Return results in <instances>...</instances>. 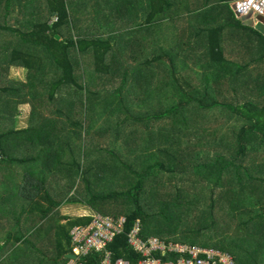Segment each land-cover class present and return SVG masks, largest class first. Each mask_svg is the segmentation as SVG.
I'll list each match as a JSON object with an SVG mask.
<instances>
[{"label":"trees","instance_id":"16d2710c","mask_svg":"<svg viewBox=\"0 0 264 264\" xmlns=\"http://www.w3.org/2000/svg\"><path fill=\"white\" fill-rule=\"evenodd\" d=\"M102 1L100 0L101 4ZM140 1H143L144 11L140 10L142 3ZM237 1L239 0L217 2L204 0L201 3L198 0H125V10L121 8L122 1H120L117 10L122 17L110 15L100 7L92 12L88 18L90 24L98 27V30L107 29V31L92 33L81 17L79 18L73 11V5L68 0H48L49 11L41 13L35 23L34 19L30 22L32 17L29 19L26 9L28 3L25 0H7L8 10L14 4L18 5L19 24L24 28L23 31H11L6 28L13 39L9 42V48L12 49L10 65L27 69L28 78L26 83L11 81L6 84L0 73V91H3L4 97L13 98L20 103L32 104V118L38 123L24 130H11L2 134L8 142L0 143V158H3L0 165L2 167L4 163H9L11 168H15L17 165L34 163L29 162L34 157L26 160L23 157L4 154L3 145L6 147L11 145L9 140L11 135L18 155L25 152L24 147L33 146V152L38 151L37 155H42L44 158L49 170L47 176H43L44 185L40 188L37 199L34 193L30 195V199H34V203H30L32 204L30 211L41 214L43 219H48L63 202L70 200L85 203L86 206L95 210L97 213L95 215L113 219L126 218L124 233L115 237L114 241L108 245V250L113 254L114 260L125 258L132 264H138L142 258V255L130 245L128 237L138 222L142 226V237L146 240L155 237L190 247L217 248L231 254L233 253L221 239L218 245L207 242L209 239L204 235L205 231L221 224H224L229 232L233 231L232 236L240 238L246 234L250 235L252 231H258L259 237L247 241L254 243V253L259 255H256L258 259H262L260 262H264V104L255 102L256 99L253 98V96L264 95V35L254 28L245 26L243 18H239L235 7L232 9L230 5L231 2ZM129 6L135 8L131 10ZM5 16L8 18L9 14ZM177 18L181 24L184 22L183 25L188 27L182 28L180 40L175 39L171 44L167 42V34L165 36L161 32V27H164L167 32L166 24L170 23V20L172 23L176 22ZM193 43L196 44L195 48L198 47L196 50H203L211 60L216 59L218 64L216 69L224 67L219 64L224 59L225 71L229 69L230 72V78L227 74L222 75L224 81L229 78L228 89L225 85L224 93L219 87L213 90L216 94H208L209 89L206 87L204 90L208 89L206 91L208 97H203L202 100L210 102L205 104L200 101L202 108L206 109L200 118L206 119L209 123L210 120L221 121L223 117L230 123L229 140L225 139V143L229 144L224 154H221L219 150L216 153L225 156L224 158L220 156L219 158L209 157L208 160L200 159L196 156H210L209 152L198 150V153L196 149L190 152L182 150L190 144H182L178 138L167 132V128L174 123H187L190 120L189 111L179 114L180 105L184 104H180L184 101L182 94L188 95V87H183L184 83L180 82L179 76L174 71V56L178 57L182 54L189 56V48L192 47L195 50ZM224 43H228V46L227 44L224 46ZM238 43L241 46L240 49L250 53L255 52L253 60L238 52L236 48ZM230 52L232 60H229L227 64V55ZM47 56L48 60H45L46 64H44L43 58ZM112 56L115 57L113 66L109 63V58ZM53 58L56 63L58 62L56 68L63 73H58L49 80L42 79L43 66H48ZM73 60H79L81 66L76 65ZM243 61L249 63L244 67ZM162 66L165 69L164 73L172 75L175 80L161 78ZM1 70L2 68L0 72ZM253 71L257 72L255 76ZM96 74H99L101 78L109 77V75L119 78L118 74L124 75L120 77V84L113 93L109 94L105 91L102 95L97 87L104 83L101 79L92 77ZM169 77L167 76V79ZM205 79L208 81L211 77L207 75ZM213 83L222 84L221 73L219 79L217 76L214 77ZM65 88H74L79 93L75 94V97L59 98L58 93ZM242 95H246L245 100L241 98ZM191 97L195 98L194 95ZM187 100L189 98L185 99L186 102ZM230 100L234 105L229 103ZM154 101L159 106L165 105V108L158 111L156 105L152 104ZM143 104L148 107V111L144 110ZM16 107L10 103L9 107H1L0 123L2 120L15 122L19 111ZM239 108H241L240 111ZM244 108L246 111L242 112ZM119 119L121 120L117 121ZM99 121L103 125L99 126ZM190 121L198 122L192 118ZM65 122L76 130H66L62 127ZM145 122L155 123L161 141L150 148L144 147L146 154L138 157V160L146 161L143 162L144 166L138 169L125 164L120 158L116 161L128 169L124 172L126 188L120 189L115 177L111 179L110 184L111 186L116 184V188H103V186H109L101 181L103 178H109L108 161L107 163L105 161L106 171L99 172L97 175L101 184L99 186L100 182H96V186L100 188L95 189L90 186L92 177L89 175L87 166L86 171H83L84 168L79 167L78 160H75L74 164L79 167L80 172L76 176L70 171L73 176L71 179L77 183L82 181L81 185L86 184L84 193L80 194V198L79 193L73 194V187L77 186L76 182L70 183L68 190H64L65 177L59 175V172L56 173L59 164L57 158L68 154L90 155L93 147L89 149V146L83 142H87L86 135L98 129V126L99 133L106 135V130L111 125L125 128L131 124L143 125ZM227 133L228 131L225 130V134ZM212 140L218 147L224 142L216 131ZM138 145L139 143L133 140L128 148ZM210 147L212 149L213 145ZM249 147L250 152L247 150ZM99 150L106 155L124 156L119 149L117 154L101 150V148ZM173 150H179L183 155L187 153V156H179V153ZM103 162L101 161V164ZM122 167L119 170H124ZM177 168H181L193 181L212 185L208 201L199 195L195 197L189 189L181 190V187L178 189L177 185H174L177 191L173 197L163 195L157 199L156 178L160 171L175 174ZM52 173L54 175H51ZM47 182H50L49 186ZM191 182L189 179V184ZM219 190H222V198L217 194ZM60 194L62 196L57 200ZM43 200L44 203H42ZM203 200L205 209L199 203L195 208L190 206L192 202ZM220 200L223 201L219 203ZM38 202L42 203L39 207L43 204H47L48 207L40 210ZM158 204L160 206L165 204L167 210L162 212L169 214V225L164 227L157 221L151 222L147 213L151 209L154 210ZM217 208L221 211L217 212ZM155 217L156 215L153 219ZM69 221L67 225H58L55 228L58 233L63 234L59 241L60 249L57 257L51 254L48 257L58 264H69L71 261L70 258L59 261L65 250L67 251L64 240L71 245L70 232L76 227L89 226L92 217ZM38 227L41 233L46 234L48 229L45 225L42 228L40 225ZM248 251L244 249L245 253ZM245 257L246 255L244 259ZM163 259L167 260V257ZM236 260L237 264H244L238 257ZM245 260L249 262L248 257ZM98 262L100 258L92 255L87 259L86 264ZM255 264L264 263L257 261Z\"/></svg>","mask_w":264,"mask_h":264},{"label":"crops","instance_id":"0c3cea01","mask_svg":"<svg viewBox=\"0 0 264 264\" xmlns=\"http://www.w3.org/2000/svg\"><path fill=\"white\" fill-rule=\"evenodd\" d=\"M28 3L27 6V13L32 19H30V22L34 19L38 20L39 15L41 13H47L49 11V8L47 5L48 0H25ZM71 2L73 5V11L76 12V14L81 17L82 15H86L88 18L90 15H92V12L96 11L99 9V7L102 9L104 8L105 12L113 15L115 14L116 17H122V14L118 13L117 7L120 6L119 3H117V0H103L102 4L100 3V0H93V2L90 0H68ZM122 1L121 8L125 10L124 6L126 4L125 0H120ZM141 3V11H144L145 8L143 5V1H140ZM7 0H0V68L1 74L3 77V80H5V83L8 84L11 82L10 80V71L11 69H14L16 71H22V75L26 76V81L28 78V70L25 69L24 67H17V66H12L10 63L12 62V49L9 48V42L13 41V39L9 35V31L6 30L8 28L11 31L14 30H21L23 31L24 28L19 24V13H18V5L14 4L9 8V10L6 8L7 6ZM132 10L134 6H129ZM135 8V7H134ZM9 14L8 18H6L5 15ZM3 17V19H1ZM11 22H15L14 25H11ZM115 24H117L115 22ZM87 29L91 30L93 32H102V31H107L106 28L98 30V27H95L90 24V20L88 19V25ZM162 28V27H161ZM163 33V31H161ZM96 34V33H95ZM164 35L166 36V30ZM164 41L166 42V37H164ZM240 43V40H239ZM237 44L238 47V52H241L243 55H246L248 59L253 60L252 58L255 56V52L250 53L247 50H242L240 49V44ZM225 44L228 43H224ZM194 48L196 44H194ZM236 46V45H235ZM198 49V47L195 48V50ZM192 47L189 48L188 53L189 56H186L185 54L174 56V71L177 73V75L180 78V82L184 83L183 87L187 88V94H182L183 102H180V104H185V99L191 97L192 95H196L193 100L192 98H189L187 100L190 104V106L187 107H182L180 105V112H187L189 111V118L191 120H198L197 121H188L187 123L183 122H176L174 123L171 127L178 130V131H173V136L178 138L180 141H184V143H189L190 146L198 150H203V146L206 142L204 138L207 139V142L210 146L213 145V136H214V131L217 132L219 135V138H223V150L225 151V148L228 146L227 143H225V139L229 140V126L230 123L227 122L223 117L221 118V121H212L210 120L209 123L207 122L206 119L200 118V116H203L204 111L206 109H201V104L200 101H203V97H208L207 96V90L209 89L208 94H216L214 93V89H218L221 87L222 92L224 93L225 90V85L229 83V78H230V72L229 69L225 71V64H224V59L221 60L219 64L223 65L222 69H216V59L211 60L210 56H199L196 55L200 52L204 51H195ZM181 53V52H180ZM176 54V50H175ZM205 54V53H204ZM240 54V53H239ZM231 55V52L228 56V61L227 64H229V60H232V58H229ZM114 58L111 57L109 58V63L112 64L114 63ZM45 60H48V56L43 58L44 64H46ZM250 60V61H251ZM77 61V63H76ZM91 61L92 57H91ZM118 61V60H117ZM166 63V59L164 60ZM37 62V61H35ZM76 65L81 66L79 60H73ZM239 62V61H238ZM38 63V62H37ZM240 63V62H239ZM249 62L243 61V66L245 67L246 64ZM58 65V62L56 63L54 58L50 60L48 63V66L44 65L43 70H41V74H43L42 79L46 78L47 80L52 79L54 76L58 75V73H63L59 68H56ZM120 65V62H119ZM162 68V73L161 78L164 80H167V76H170L173 80H175V77L172 75L166 74L164 66ZM221 73V79H222V84L217 85L213 83L214 77L217 76V79H219ZM121 74V73H120ZM119 75V78L116 76L109 75L110 78H116L120 79L122 78ZM227 74L229 76L228 79L224 81L222 75L224 76ZM211 77V80L205 79V77ZM100 75L96 74L93 75L92 77H95V79L100 80ZM102 76V75H101ZM103 80V79H102ZM18 83H26V81H17ZM152 81L154 79L152 78ZM104 83V81H103ZM154 84V83H153ZM177 89H178V84ZM197 85V86H196ZM104 86V85H103ZM154 86V85H152ZM156 86V85H155ZM174 86V85H173ZM8 87V86H7ZM10 87V86H9ZM8 87V88H9ZM208 88L207 90H204L205 88ZM200 88V89H197ZM228 89V85H227ZM68 90L69 93L72 94H77L76 89H69L65 88L62 89L59 93L62 94L63 91ZM105 91H101L102 95ZM3 91H0V100H3L1 98ZM58 93V94H59ZM4 94V93H3ZM59 94V95H60ZM230 95V94H229ZM4 97V96H3ZM7 104L10 103V105L14 104V106H17V110L21 111V108H30L29 110V115L26 120V126L19 127V124H23V117L18 114L16 121L15 122H7V120H2L0 123V135L2 137V134L15 130H24L29 127H33L34 124H37L38 121L32 118V104L29 102L26 103H20L18 101H14L13 98H9ZM16 98V97H15ZM175 99V98H174ZM12 100V102H11ZM17 100V99H16ZM156 102V101H155ZM178 102V100H177ZM210 102L208 101H203V103ZM22 105V106H21ZM154 105H156V108L158 111L163 110L165 108V105H158L156 102ZM21 106V107H20ZM142 107L144 108L145 111H148V107L143 104ZM18 111V112H19ZM26 112L27 109H24ZM212 121V122H211ZM214 122V124H213ZM13 125V126H12ZM212 126V131H210V127ZM200 129H204V132L199 131ZM227 129L228 133L225 134V130ZM59 130V129H58ZM111 130V132H109ZM208 130V132L206 131ZM221 130V131H220ZM61 131V130H60ZM106 135H108L110 144L113 148V152L117 154L119 149L124 156H115L112 161H106L108 164V172L109 173V178H103L101 180L102 182L107 183L108 188L113 187L111 189L116 188L115 185L111 186L110 181L113 177H115V181L117 185H122L124 184V179L126 176L125 171H127V168L122 167V164L120 162H116L121 159L122 162H124L125 156L127 154L125 153H130L129 156H134V158L139 161V162H144L146 160L140 161L138 160L137 156H144L146 154L144 147L150 148L151 146H155L156 144L161 141L158 135V129L155 123L153 122H145L143 125H136L131 124L129 127H116L115 125H111V127L106 130ZM184 137H180V136ZM12 136V135H11ZM9 136L10 142L14 141V138ZM24 135H22L23 137ZM137 141L139 143L138 146H132L130 149L128 148L129 144L132 141ZM182 143V142H181ZM182 143V144H184ZM196 143V144H195ZM86 146L87 143H85ZM193 144V145H191ZM195 144V145H194ZM227 144V145H226ZM92 148L93 146L89 144ZM117 148V149H116ZM95 147L92 148L91 151H93ZM97 150L99 148L96 147ZM23 150L25 152L20 153L19 155H13L14 157H23L24 159L28 160L29 157H34L33 160H29V162H34V163H27L26 165H20V166H15V168H11L10 165L7 163H4L1 167L0 165V264H58L55 262V260H52V258L48 257L50 254L54 255L57 257L59 253V241L60 237L63 236L61 235L60 232L55 229L56 226L61 225L65 226L67 225L70 221V219H77L75 214H79L81 218H86V217H93L95 214V210L92 208L86 206L85 203L83 202H71L70 200H66L61 204V207L58 208L53 214L52 217L48 219H43L41 217V214H34L32 211V204L34 203V199H30V195L34 193V196L36 195L37 199V194L40 192V188L43 187V176H47L49 168L46 167V163L42 155H37L39 153L38 151L33 152V146H30V148L24 147ZM212 150V149H211ZM228 150V149H227ZM30 151V152H29ZM117 152V153H116ZM199 153V151H198ZM35 154V155H34ZM102 154V153H101ZM95 156L96 158H93ZM114 156V155H113ZM111 156V157H113ZM199 157L200 159L203 160H208L209 157L211 156H196ZM220 157V156H219ZM224 158L225 156H221ZM59 162L57 168H56V173L59 172V175H62L65 177V187L64 190H68L70 183L73 184L76 181L72 180L71 173H74V175L78 176L80 170L79 167L84 168L83 171H86V166L90 172L89 175H91V185L95 189H99L100 187L96 186V182L99 183L100 180L97 179V175L99 172H105V158L102 155H61V157L57 158ZM75 160H78L79 167L74 164ZM3 161V158H0V162ZM6 162V160H4ZM101 161H104L101 164ZM126 164V162H124ZM1 164V163H0ZM128 164V163H127ZM144 166V165H143ZM122 167L124 170H119V168ZM130 167L133 168V166L130 165ZM142 167V165H141ZM140 168V167H139ZM104 169V170H103ZM92 170V171H91ZM110 171V172H109ZM46 173V174H45ZM119 173L122 174V176H119ZM45 174V175H44ZM51 175H54L53 173ZM110 180V181H109ZM120 180V183L118 181ZM80 181V179H79ZM48 186L50 185V182H47ZM77 183V182H76ZM101 182L99 183L100 186ZM77 186L73 187L74 193H79L81 181L76 184ZM85 185H82L83 191L82 194L84 193L85 190ZM78 188V189H77ZM103 188H106L103 186ZM107 188V189H108ZM119 188H126V182L124 185L120 186ZM80 194H78V197L80 198ZM81 194V195H82ZM57 195V194H56ZM58 196V195H57ZM62 195L60 194L57 200L60 199ZM32 203V204H30ZM44 203V200L42 201ZM38 202V208L40 210H44L45 207H48L47 204H43V206L39 207V204H42ZM83 207V208H81ZM35 208V207H34ZM67 218V219H64ZM42 228L44 225L47 227V231L45 232L46 234L41 233V230L39 231V227ZM51 225V226H50ZM44 229V228H43ZM70 237H71V232H70ZM72 238V237H71ZM64 245L67 251L63 253L62 258L59 260H63L67 258L68 254H71L72 252V242L71 245L67 243V241L64 240Z\"/></svg>","mask_w":264,"mask_h":264},{"label":"rangeland","instance_id":"374dc122","mask_svg":"<svg viewBox=\"0 0 264 264\" xmlns=\"http://www.w3.org/2000/svg\"><path fill=\"white\" fill-rule=\"evenodd\" d=\"M198 1L202 3L204 0H198ZM217 1H219V0H214V2H217ZM117 3H120V0H117ZM235 4H236V2L230 3L232 9H234ZM82 20H83L84 24L88 25V17L85 14L82 15ZM10 24L14 25L15 22H11ZM183 24H184V22H182V24H181L179 22L178 18L176 19V22L172 23V20H170V23L166 24L167 25V32H166L167 42L171 43L175 39L180 40L182 28L188 27V26H184ZM161 31H163V34H164L165 28L164 27L161 28ZM173 45L175 46V44H173ZM196 55L206 56L203 52H200ZM229 58H231V55L229 56ZM263 67H264V65H263ZM253 73H254L253 76H255L257 74V72H255V71H253ZM260 73H261V71H260ZM22 74H23L22 71H16L14 69H11L9 78L12 82H16L15 80L26 81L25 80L26 76H24ZM100 79H101V81H104V86L99 84L97 87V90L106 91L109 94L113 93L114 90L116 88H118V86L120 84V79L112 80L110 77H106V76H102V78L100 77ZM167 80L172 81L173 79L169 77ZM197 89H200V88H197ZM1 96H2L1 98H3V100H0V109H2L1 107H9V104H7V103L10 99L3 97L4 96L3 93ZM72 96L75 97L74 94L69 93L68 90H65L62 92V94L59 95V98H71ZM194 96L196 97V95H194ZM242 96L243 97H241V98L245 100L246 95H242ZM189 98H192V97H189ZM253 98L256 99L255 102H257L259 104H264V95L263 96H253ZM193 99L194 98H192L191 100H193ZM244 100H242V101H244ZM11 102H12V100H11ZM155 103H156L155 101L152 102L153 105ZM229 103L234 105V103H232L231 100ZM188 106H190L189 102H185V104L182 105V107H186V109ZM24 109H27V111L25 112ZM201 109L203 110L202 107H201ZM240 109L241 108H239V111H240ZM21 110H22V112L19 111L18 114H20V116L23 117L24 121H23V124L18 125L19 127H22L24 125L26 126V120H27V117L29 115L30 108L28 109V108L22 107ZM244 110L246 111V109L244 108L242 110V112H244ZM120 120L121 119H119L117 121H120ZM216 121H218V119L214 120V122H216ZM214 122H213V124H214ZM100 125H103V123L101 121H99V126ZM99 126H98V129H99ZM62 127H64L66 130L69 129L70 131L76 130V129H73L68 122L63 123ZM98 129L96 128L95 130L89 132L88 135H86L87 142H83V144L87 143L88 146L90 144L93 147H95V149L92 151L91 155H99V156L102 155L105 158V161H112L115 156L106 155L105 153L101 154V152H99L100 150L96 149V147H97L99 149L101 148V150H107L110 153L113 152V148L110 144V141L107 142L109 140L108 135H104V133H99ZM173 131H178V130L172 128L171 126H169L167 128V132L172 136H173ZM199 131L204 132V129H200ZM210 131H212V126L210 127ZM109 132H111V130H109ZM82 136H84V135H82ZM180 137H184V135L183 136L181 135ZM204 139H205L204 142H206V143L203 146V150H207L211 157L219 158V156H221V155L216 154L218 150L221 154H224L222 144L219 145V147H218V145L216 143H213V147H212L213 151H211V147L208 144L207 139L206 138H204ZM5 142H8L7 139L1 137V135H0V143L4 144ZM13 142L15 143V141H12L11 145L7 146V147L5 145H3V148L5 150L4 154H6V155H18V152L16 151L17 148L13 145ZM181 142L184 143V141H181ZM16 144L18 145V143H16ZM90 147L91 146H89V149H90ZM182 150L190 152V151H193L194 148L189 145V146L184 147ZM247 150L250 152V147L247 148ZM173 151L178 152L179 156H187V153H184V155H183L182 153H180L179 150H173ZM263 152H264V150H263ZM125 154H127V156H125L124 162H126V164L128 163L129 165L133 166V168L138 169L139 167H141V165L144 164L143 162L137 161L134 158V156H129L130 153L127 152ZM111 156H113V157H111ZM137 157H139V156H137ZM140 157H143V156H140ZM206 157H208V156H206ZM93 158H96V157L93 156ZM167 167H169V166H167ZM119 176H122V174L119 173ZM189 179L192 181L190 184H189ZM156 180H157V187H158L157 189H155V190H157V199H160V197H162L163 195H167V196L170 195V197H173V194H175V192L177 191V189L174 188V185H177V188L181 187V190L182 189L183 190L189 189L190 190L189 192H191V194H193L195 197H197V195H199L202 199H205L206 201H208L209 194H210L211 189H212V185H208V184L204 185V183L201 181H197V180L193 181V179H191L190 177H187L186 173H184L181 168H177L175 174H170L168 171L167 172L166 171H160V174L156 178ZM187 182H188V184H187ZM81 183H82V181H81ZM118 183H120V180L118 181ZM124 184H125V182H124ZM124 184H122V185H124ZM122 185H119V187ZM104 187H106L104 189L108 188V186H104ZM161 188H165L166 190L161 191L160 190ZM82 191H83V188H82V185H80L79 193L82 194ZM217 194L220 198H222V190H219V192ZM223 194H225V193L223 192ZM149 199L152 200L153 198H149ZM222 201L223 200H220L219 203ZM198 203L201 204V207L205 209L204 200L201 202H192L190 204V206L195 208L196 204H198ZM81 208H83V207H81ZM259 208L260 207H258V209ZM166 210L167 209L165 208V204H161V206H160V204H158V206L155 207L154 210L151 209V211H147L148 215L150 216V221L151 222L157 221L163 227L166 225H169L168 224L169 223V214L166 212H162V211H166ZM220 211H221V209L217 208V212H220ZM154 215H156V217L153 219ZM194 215H196V214H194ZM218 215H220V214L218 213ZM75 216L77 219L81 217L79 214H75ZM207 219L205 221V224L207 223ZM257 234H258V231H252L250 233V235L246 234L245 236H242L243 238H240L237 236H232L233 231L231 230V232H229V230H227L226 226H224V224H221V225H218L217 227L207 229L205 231L204 235H206L207 238L209 239V240H207V242H210L212 245H218L222 240L223 244L227 245L229 250L233 254H235V256H234L230 252L226 251L234 257L235 264H237V260H236L237 257H238V259L242 260V262H244V264H255V262H257V261L259 263H264V262L263 261L260 262L262 259H258L257 256H259V255L254 253V249H253L254 243L247 241V240L259 237V235H257ZM234 245H235V247H234ZM206 248H212V247H206ZM244 249L245 250L248 249L249 251L245 253ZM245 255H246L245 259L248 257L249 262H247V260L244 259ZM235 257H236V259H235Z\"/></svg>","mask_w":264,"mask_h":264},{"label":"built area","instance_id":"2783aa9c","mask_svg":"<svg viewBox=\"0 0 264 264\" xmlns=\"http://www.w3.org/2000/svg\"><path fill=\"white\" fill-rule=\"evenodd\" d=\"M235 10L239 18L252 15L257 20L258 16L264 17V0H239L235 4ZM126 224V218L113 219L94 215L89 226L76 227L71 232V254L74 258H70L69 264H86L92 255L100 258L97 264H132L125 258L114 260L113 254L108 250V245L115 237L124 233ZM141 232L142 226L138 222L128 234L130 245L142 255L138 264H235L234 257L221 249L190 247L155 237L146 240Z\"/></svg>","mask_w":264,"mask_h":264},{"label":"water","instance_id":"95a60500","mask_svg":"<svg viewBox=\"0 0 264 264\" xmlns=\"http://www.w3.org/2000/svg\"><path fill=\"white\" fill-rule=\"evenodd\" d=\"M244 24L247 27L254 28L264 35V17L258 16L257 20L252 17V15L243 17ZM67 258H74L73 254H68Z\"/></svg>","mask_w":264,"mask_h":264}]
</instances>
